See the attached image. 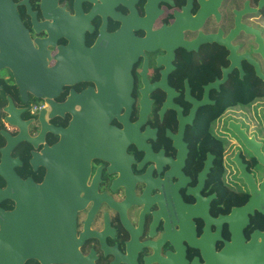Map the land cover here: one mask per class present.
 <instances>
[{
    "label": "flooded vegetation",
    "instance_id": "1",
    "mask_svg": "<svg viewBox=\"0 0 264 264\" xmlns=\"http://www.w3.org/2000/svg\"><path fill=\"white\" fill-rule=\"evenodd\" d=\"M9 1L57 67L23 93L0 69V214L41 251L23 264H264V0ZM58 81L51 99L28 90ZM73 117L89 142L51 131ZM60 160L49 191L79 204L76 242L70 216L15 213Z\"/></svg>",
    "mask_w": 264,
    "mask_h": 264
},
{
    "label": "water",
    "instance_id": "2",
    "mask_svg": "<svg viewBox=\"0 0 264 264\" xmlns=\"http://www.w3.org/2000/svg\"><path fill=\"white\" fill-rule=\"evenodd\" d=\"M81 48V46H80ZM97 47L92 49L83 50L84 53L91 51L90 54H96ZM83 49V48H81ZM22 51L28 52L26 55L30 57V62L28 66L25 68L21 62V55ZM39 51V50H38ZM34 50L32 48V45L26 36L24 30L22 29V26H20V23L18 22V18L15 13V8L11 4V1L9 0H0V69L2 68H9L13 78L15 80V83L19 87V90L21 93L24 91V81H30L34 79L38 72H50L57 71V67L55 69H47L45 67V61L42 60L41 62H35L34 58L37 55H40L39 52ZM41 55L46 56L45 53L42 51ZM9 56H13L16 59V65L14 67H11L9 65ZM82 62H85L83 60ZM101 72L103 70H100ZM81 72L85 75L87 73V70L85 68L81 69ZM24 73V74H23ZM55 74V72L53 73ZM85 79V78H82ZM61 85H63L62 81H58L56 86H49L48 87L39 90L41 87H38V85H31L29 87L30 94L36 98H46L51 99L53 95V91L58 90ZM47 91V92H44ZM68 99L67 102L63 103L59 106V109L70 111L72 107V103ZM52 105V103H51ZM10 122L13 123V119H8ZM82 122L78 119H75L73 117V120L70 122L68 128L66 129H54L51 130L54 133H58L60 135V142H89L90 141V132L87 131V129L80 130L79 127L82 125ZM86 127L88 125L86 124ZM100 131L104 129V119L102 120L100 124ZM97 137V132L95 133ZM65 146H54L47 152L50 154V157L52 159V155L56 154L59 150H64ZM81 149V146H70L69 150L71 151H79ZM46 153V151H44ZM66 158L71 159V156H66ZM261 161L264 162L263 159L259 157ZM47 167V166H46ZM67 168V165L62 163L60 160V163L58 166H48L47 167V174L44 180V183L40 186H34L29 184V190L27 197H23L20 203H18V209L15 211L17 215L22 214V209H24L26 206H28L31 203H37L39 205V213H44L50 216H53L57 213V215L60 216L63 222L65 221V217L70 216V220L68 222V227L66 228L65 224L63 223L61 225L60 231H61V238L63 239L65 236L63 235V231L65 229H68L69 231V237L72 241H75L74 238V210H76L79 207V204L74 203V199L72 198V201H70V198L64 196V195H55L54 196V189L50 190L51 183L53 180L60 178L63 180L64 171ZM245 181L249 182V179L246 176H243ZM261 189L264 191V180L261 184ZM43 207V209H42ZM71 207V208H70ZM69 212L67 213V211ZM242 211L244 209H241ZM43 211V212H42ZM3 216L2 221L0 222V264H23V262L27 258H33L38 259L39 253L41 254V251L39 247L34 244L33 242H27L25 244V237L24 233L25 231L22 230L21 224L18 226L13 227V230H10L8 228V224L6 223V216L7 214H0V217ZM35 227H30L28 229V232H34ZM42 231H40L41 233ZM44 239L46 240L47 232L45 230L44 233ZM10 236V237H9ZM41 239V236H40ZM45 249H48L50 245L45 243L43 245ZM53 259L52 261H54ZM57 261V259L55 260ZM48 262V260L46 261Z\"/></svg>",
    "mask_w": 264,
    "mask_h": 264
}]
</instances>
